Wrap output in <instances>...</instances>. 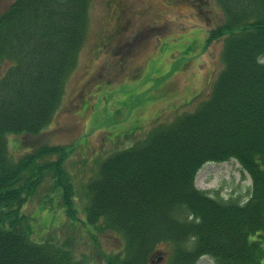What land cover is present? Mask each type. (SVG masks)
Here are the masks:
<instances>
[{
	"label": "trees",
	"instance_id": "obj_1",
	"mask_svg": "<svg viewBox=\"0 0 264 264\" xmlns=\"http://www.w3.org/2000/svg\"><path fill=\"white\" fill-rule=\"evenodd\" d=\"M92 0H14L0 13V264H87L68 243L37 242L24 226L25 203L51 171L74 213L65 146L32 148L11 158L9 132L36 134L64 95L85 39ZM226 21L225 68L195 112L152 130L109 157L88 185L87 215L123 233L124 252L107 264H151L162 244L169 264H262L264 247V0H220ZM57 155L56 159H49ZM236 158L253 179L247 202L199 188L208 161Z\"/></svg>",
	"mask_w": 264,
	"mask_h": 264
},
{
	"label": "rangeland",
	"instance_id": "obj_2",
	"mask_svg": "<svg viewBox=\"0 0 264 264\" xmlns=\"http://www.w3.org/2000/svg\"><path fill=\"white\" fill-rule=\"evenodd\" d=\"M13 1L0 0V13ZM100 1H94L79 62L51 122L37 134H8L14 160L44 144L68 148L63 167L73 184L76 212H68L63 188L55 184L49 171L27 200L22 224L29 227L34 241L69 242L75 257L88 264H106V259L123 251L125 245L121 232L101 228V221L95 225L88 219V185L98 177L102 163L148 137L155 127L196 111L210 97L225 66L223 40L209 38L210 30L226 18L219 0H209V11L197 24L198 17L190 13L179 18L177 13L163 11V18H168L163 27L168 31L160 27L161 21H155L157 29L137 55H102L97 50L104 32ZM196 183L201 189H217L220 196L243 201L253 185L250 175L234 159L207 162L199 170ZM172 248L170 244L158 248L167 252L161 264H169ZM197 264L216 263L203 256Z\"/></svg>",
	"mask_w": 264,
	"mask_h": 264
},
{
	"label": "flooded vegetation",
	"instance_id": "obj_3",
	"mask_svg": "<svg viewBox=\"0 0 264 264\" xmlns=\"http://www.w3.org/2000/svg\"><path fill=\"white\" fill-rule=\"evenodd\" d=\"M208 3L209 0H101L104 32L97 50L102 55H137L152 38L157 29L154 22L162 20L163 11L177 13L178 17L190 13L199 19L205 16Z\"/></svg>",
	"mask_w": 264,
	"mask_h": 264
},
{
	"label": "water",
	"instance_id": "obj_4",
	"mask_svg": "<svg viewBox=\"0 0 264 264\" xmlns=\"http://www.w3.org/2000/svg\"><path fill=\"white\" fill-rule=\"evenodd\" d=\"M161 259H162V258H161ZM161 259H160V260H161Z\"/></svg>",
	"mask_w": 264,
	"mask_h": 264
}]
</instances>
